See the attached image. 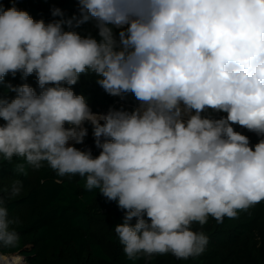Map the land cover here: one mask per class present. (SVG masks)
<instances>
[{"label":"clouds","instance_id":"obj_1","mask_svg":"<svg viewBox=\"0 0 264 264\" xmlns=\"http://www.w3.org/2000/svg\"><path fill=\"white\" fill-rule=\"evenodd\" d=\"M45 23L0 5V160L79 175L124 212L114 231L126 257L187 260L209 217L237 218L264 202V0H77ZM95 21L99 39L76 29ZM35 74L39 91L5 77ZM94 75L131 110H91L73 87ZM223 113L215 117L209 113ZM91 126L95 148L83 145ZM236 126L254 133L248 135ZM22 181L10 186L21 193ZM0 197V264H27Z\"/></svg>","mask_w":264,"mask_h":264},{"label":"trees","instance_id":"obj_2","mask_svg":"<svg viewBox=\"0 0 264 264\" xmlns=\"http://www.w3.org/2000/svg\"><path fill=\"white\" fill-rule=\"evenodd\" d=\"M5 9L15 5L27 11L33 19H43L45 23L59 17L52 16V9L59 8L64 17L78 12L77 0H0ZM82 36L92 35L99 39L95 21H89L76 29ZM8 74L5 83L15 86L27 83L39 91L35 74L22 79ZM94 75H81L73 87L77 95L86 97L93 112L106 113L110 107L123 106L131 110L138 101L131 94L124 98L107 94L96 82ZM0 95L14 97L0 85ZM215 117L223 113H209ZM88 136L79 148H91L98 155L90 125ZM237 131L248 135L254 145L258 137L236 126ZM23 162L13 157L11 162L0 160V197L8 209L9 218L17 220L10 227L20 234L18 249H3L22 254L27 264H264V202L247 211L240 212L237 218L225 217L217 223L209 217L201 226L193 224V229L203 231L208 237L205 251L187 260L177 259L171 254L155 256L151 261L143 257L129 260L115 234L114 226L121 223L124 212L115 202L107 201L99 190L88 191L85 180L79 175L58 176L45 166L39 170L27 168V175L17 174V163ZM22 181L21 193L10 197V186L16 180Z\"/></svg>","mask_w":264,"mask_h":264},{"label":"rangeland","instance_id":"obj_3","mask_svg":"<svg viewBox=\"0 0 264 264\" xmlns=\"http://www.w3.org/2000/svg\"><path fill=\"white\" fill-rule=\"evenodd\" d=\"M77 147L79 148V145H77Z\"/></svg>","mask_w":264,"mask_h":264}]
</instances>
